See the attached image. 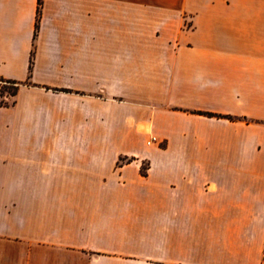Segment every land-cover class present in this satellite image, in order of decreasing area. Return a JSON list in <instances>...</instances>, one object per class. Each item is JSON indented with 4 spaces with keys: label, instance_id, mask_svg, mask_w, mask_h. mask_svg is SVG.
I'll return each mask as SVG.
<instances>
[{
    "label": "crops",
    "instance_id": "obj_1",
    "mask_svg": "<svg viewBox=\"0 0 264 264\" xmlns=\"http://www.w3.org/2000/svg\"><path fill=\"white\" fill-rule=\"evenodd\" d=\"M36 9L0 0V264H264V0Z\"/></svg>",
    "mask_w": 264,
    "mask_h": 264
},
{
    "label": "trees",
    "instance_id": "obj_2",
    "mask_svg": "<svg viewBox=\"0 0 264 264\" xmlns=\"http://www.w3.org/2000/svg\"><path fill=\"white\" fill-rule=\"evenodd\" d=\"M42 0H37V9H36V22H35V31H34V37L36 36V29H37V22L41 10ZM32 56L29 60V74L32 69ZM21 85H30L29 82V76L26 81H19L15 79H7L0 77V106H10L15 103V96L17 94V91ZM207 115H215L209 112H206ZM219 116V115H216ZM230 117V116H228Z\"/></svg>",
    "mask_w": 264,
    "mask_h": 264
},
{
    "label": "built area",
    "instance_id": "obj_3",
    "mask_svg": "<svg viewBox=\"0 0 264 264\" xmlns=\"http://www.w3.org/2000/svg\"><path fill=\"white\" fill-rule=\"evenodd\" d=\"M156 140V137L155 136H151L148 140H147V143L148 144H151L152 142H154Z\"/></svg>",
    "mask_w": 264,
    "mask_h": 264
},
{
    "label": "rangeland",
    "instance_id": "obj_4",
    "mask_svg": "<svg viewBox=\"0 0 264 264\" xmlns=\"http://www.w3.org/2000/svg\"><path fill=\"white\" fill-rule=\"evenodd\" d=\"M146 167V165L145 164H143V169Z\"/></svg>",
    "mask_w": 264,
    "mask_h": 264
}]
</instances>
